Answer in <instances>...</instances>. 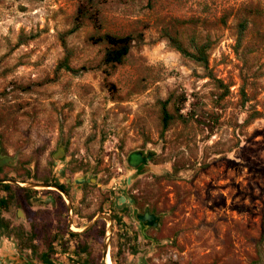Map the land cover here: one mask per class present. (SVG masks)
Masks as SVG:
<instances>
[{"label":"rangeland","instance_id":"obj_1","mask_svg":"<svg viewBox=\"0 0 264 264\" xmlns=\"http://www.w3.org/2000/svg\"><path fill=\"white\" fill-rule=\"evenodd\" d=\"M78 2L0 0V150L10 160L0 176L70 192L67 201L31 186L25 198L7 182V216L54 232L66 227L65 200L78 231L91 229L94 264H264V0H107L100 31L84 20L68 33ZM102 32L142 38L109 66L104 43L90 40ZM167 33L189 50L208 42V70ZM65 55L84 69L56 70ZM163 100L173 116L164 131ZM133 150L154 151L151 170L134 174ZM76 176L87 181L75 187ZM146 208L161 218L142 230L135 213Z\"/></svg>","mask_w":264,"mask_h":264},{"label":"flooded vegetation","instance_id":"obj_2","mask_svg":"<svg viewBox=\"0 0 264 264\" xmlns=\"http://www.w3.org/2000/svg\"><path fill=\"white\" fill-rule=\"evenodd\" d=\"M9 161V157L2 154L0 150V169ZM0 178L5 179V176L2 175ZM3 183L7 182H0V184ZM45 183L62 186V188L58 187L63 192H67L70 197L69 190L60 182L49 179ZM13 189L12 185H10L8 190L0 185V198L8 200L5 207H0V220L2 221V224L0 223V262L1 260H5L4 264H29L30 258L33 256L36 264H82L84 261H88L89 264H94L93 258L90 257L91 238L89 235L91 229H85L81 232L78 231L80 229V225H78V213L74 212L71 207L69 209L65 200L61 205H65L66 207V227H61V229L54 232L48 231L41 233L43 230L40 228L41 231H39L36 224L31 219L28 220L27 224H21L15 223L7 216L8 208L15 200L13 196L14 192H12ZM22 191L25 198H28L32 192L29 188L28 190L22 189ZM34 191L35 190H33L32 193H34ZM52 191L54 190L45 192L46 200H49L47 203L48 207L54 203L52 196L55 192ZM9 195H12V198L8 199ZM16 214L20 216V210H17ZM69 219L72 221L69 222ZM38 237H40V240H38ZM34 241H39L40 243H34ZM61 241H63L64 244H60ZM37 245L40 246L39 249ZM81 246L86 248V250L81 251L79 249ZM48 247L49 250L47 249ZM46 251L49 253L47 261L41 262L39 253ZM12 254L23 258L25 261L14 262L9 257Z\"/></svg>","mask_w":264,"mask_h":264},{"label":"trees","instance_id":"obj_3","mask_svg":"<svg viewBox=\"0 0 264 264\" xmlns=\"http://www.w3.org/2000/svg\"><path fill=\"white\" fill-rule=\"evenodd\" d=\"M107 0H79L74 18H73V25L72 27L67 31L68 33L75 31L78 29L84 20H90L93 25L95 26V29L97 31L101 30V22L99 17V10L97 8L98 5L106 2ZM166 37L168 41L170 42L171 46H173L177 51H179L183 56L189 57L195 62L199 63L203 68L208 70V50L210 48V45L208 42H202V43H196L192 42L191 47L192 50H189L176 36H173L169 33L166 34ZM136 38H142L141 34L133 35L132 33H126V34H114L110 32H102L97 34L96 36H91L90 40L93 43H104V51L101 58V61L105 65L112 66L114 64H120L123 62L124 58L127 56V54L130 51L131 46L133 45ZM64 69L70 72H78L82 69L81 68H73L69 64V58L68 55L63 56V58L57 63L56 70ZM161 105V125H162V131H164L169 123L171 122L173 116L167 111L166 105L167 100H163L160 103ZM176 112H178L179 117L185 121V117L182 116V114L179 113V108L176 107ZM2 187L10 188V185L7 183L0 184ZM58 185V184H57ZM60 188L62 186L58 185ZM19 187V186H18ZM20 189L28 190L26 187H20ZM12 198V195L8 197V199ZM7 199L0 198V207H5ZM128 211V210H126ZM117 218L116 215H112V218ZM117 220H119L117 218ZM0 223L2 224V221L0 220ZM122 246H117V252L120 251ZM49 250V247L47 248ZM81 251L86 250L83 246L79 248ZM35 250V247H34ZM49 253L41 252L39 253V258L41 259V262H46L47 257ZM82 264H89L88 261H84Z\"/></svg>","mask_w":264,"mask_h":264},{"label":"water","instance_id":"obj_4","mask_svg":"<svg viewBox=\"0 0 264 264\" xmlns=\"http://www.w3.org/2000/svg\"><path fill=\"white\" fill-rule=\"evenodd\" d=\"M65 154V149L63 145H59L57 147V149L53 152L52 157L54 158V160L63 158ZM154 155V151L152 150H133L131 152H129V154L127 155V163L128 165L133 169L134 174L138 175L141 174L143 172H146L147 170H151L152 167L148 164L150 159L152 158V156ZM95 178L91 177L88 179L89 182L93 181ZM87 181L85 176H76L73 180V185L75 187H79L83 182ZM0 182H12L14 184L23 186V187H52L55 188L57 190H59L64 198L69 201L67 195L65 194V192H63L58 186L53 185V184H48V183H30V184H26V183H20L14 180H6V179H2L0 178ZM70 209V207H69ZM135 218L140 222L142 230H145L148 227H157L159 224V220L161 218V214H157L155 212H151L149 211L147 208L142 212V213H135ZM95 221L92 220L91 223H93ZM108 251V243H107V235H106V241L104 244V248H103V259L106 255ZM104 264H106L104 262Z\"/></svg>","mask_w":264,"mask_h":264},{"label":"crops","instance_id":"obj_5","mask_svg":"<svg viewBox=\"0 0 264 264\" xmlns=\"http://www.w3.org/2000/svg\"><path fill=\"white\" fill-rule=\"evenodd\" d=\"M9 257H10V259H12L14 262H16V261H25L23 258H21V257H19V256H17V255L14 256V254H12V255L9 256ZM5 259H6V256H5ZM4 261H5V260H1L0 264H4Z\"/></svg>","mask_w":264,"mask_h":264},{"label":"bare ground","instance_id":"obj_6","mask_svg":"<svg viewBox=\"0 0 264 264\" xmlns=\"http://www.w3.org/2000/svg\"><path fill=\"white\" fill-rule=\"evenodd\" d=\"M107 257H108V259L110 258V256H109V250L107 251ZM105 263L108 264L107 263V260L105 261Z\"/></svg>","mask_w":264,"mask_h":264}]
</instances>
